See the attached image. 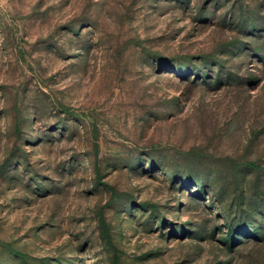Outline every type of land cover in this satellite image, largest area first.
<instances>
[{
	"label": "rangeland",
	"instance_id": "obj_1",
	"mask_svg": "<svg viewBox=\"0 0 264 264\" xmlns=\"http://www.w3.org/2000/svg\"><path fill=\"white\" fill-rule=\"evenodd\" d=\"M0 264H264V0H0Z\"/></svg>",
	"mask_w": 264,
	"mask_h": 264
}]
</instances>
